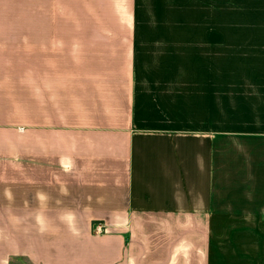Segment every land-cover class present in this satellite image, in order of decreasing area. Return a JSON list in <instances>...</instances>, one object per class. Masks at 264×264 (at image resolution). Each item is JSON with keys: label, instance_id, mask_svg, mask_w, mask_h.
<instances>
[{"label": "crops", "instance_id": "0c3cea01", "mask_svg": "<svg viewBox=\"0 0 264 264\" xmlns=\"http://www.w3.org/2000/svg\"><path fill=\"white\" fill-rule=\"evenodd\" d=\"M200 4L0 0V264H264V34Z\"/></svg>", "mask_w": 264, "mask_h": 264}, {"label": "rangeland", "instance_id": "374dc122", "mask_svg": "<svg viewBox=\"0 0 264 264\" xmlns=\"http://www.w3.org/2000/svg\"><path fill=\"white\" fill-rule=\"evenodd\" d=\"M150 3L148 9V18L147 26L152 31L157 32H169V31H179V32H201L202 29V17L204 13L202 12V4L200 0H189L188 4L185 7L179 8L170 7V4L163 2L164 0H147ZM162 1V2H161ZM243 0H226V31H237V32H249L252 31L256 35L257 33L264 34V26H258L256 21H253L252 24L249 22V14L245 11L244 8H241L239 5ZM245 1V0H244ZM152 3V4H151ZM161 3V4H160ZM186 4L185 1L183 3ZM203 13V14H202ZM246 17V18H245ZM146 25V24H145ZM251 25V26H250ZM260 28H258V27ZM251 27L253 29H251ZM263 36V35H262ZM179 75L184 76V73H179ZM252 94L263 95L264 88L250 89ZM230 91L241 94L243 89H227V94ZM240 109H244V104L238 105ZM249 106V105H247ZM259 109L264 111V104L260 105ZM227 110H233V105L227 103Z\"/></svg>", "mask_w": 264, "mask_h": 264}, {"label": "built area", "instance_id": "2783aa9c", "mask_svg": "<svg viewBox=\"0 0 264 264\" xmlns=\"http://www.w3.org/2000/svg\"><path fill=\"white\" fill-rule=\"evenodd\" d=\"M93 231L95 232V233H101V232H104L105 231V226H104V224H102V223H95L94 225H93Z\"/></svg>", "mask_w": 264, "mask_h": 264}]
</instances>
